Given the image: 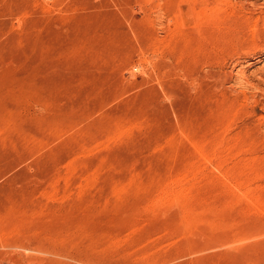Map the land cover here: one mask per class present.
I'll use <instances>...</instances> for the list:
<instances>
[{
  "label": "rangeland",
  "instance_id": "1",
  "mask_svg": "<svg viewBox=\"0 0 264 264\" xmlns=\"http://www.w3.org/2000/svg\"><path fill=\"white\" fill-rule=\"evenodd\" d=\"M0 264H264V0H0Z\"/></svg>",
  "mask_w": 264,
  "mask_h": 264
}]
</instances>
